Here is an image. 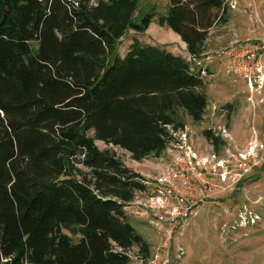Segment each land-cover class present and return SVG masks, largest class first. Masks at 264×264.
Masks as SVG:
<instances>
[{
	"label": "trees",
	"instance_id": "16d2710c",
	"mask_svg": "<svg viewBox=\"0 0 264 264\" xmlns=\"http://www.w3.org/2000/svg\"><path fill=\"white\" fill-rule=\"evenodd\" d=\"M167 1L162 20L194 57L228 22L226 0ZM134 10L135 0H0V264H132L133 247L150 257L125 211L145 179L85 132L136 161L159 157L185 116L202 121L207 97L190 60L137 42L115 52L153 17L134 23Z\"/></svg>",
	"mask_w": 264,
	"mask_h": 264
},
{
	"label": "rangeland",
	"instance_id": "374dc122",
	"mask_svg": "<svg viewBox=\"0 0 264 264\" xmlns=\"http://www.w3.org/2000/svg\"><path fill=\"white\" fill-rule=\"evenodd\" d=\"M225 7L228 22L209 30L204 41L196 47L198 57H194L162 20L168 8L167 0H135L131 16L134 23L139 24L147 14L153 17L143 31L127 29L115 49L123 57L134 42L156 46L190 60L201 69L207 97L205 114L199 123L185 116L184 128L199 155L215 153L221 159H227L232 153L235 158L254 142L264 145V71L262 82H258L255 65L245 55L247 50H255L264 64V0H226ZM223 129L226 133L222 137ZM204 130H211L225 144L216 151L203 135ZM85 136L98 150L115 154L145 181H152L163 173L164 164L170 159L165 151L159 157L136 161L118 146L96 140L92 131H86ZM263 153L258 154L262 159L249 173L199 209L181 236L172 235L168 239L148 219L136 214L139 208L133 200L130 208H125L128 222L149 243L150 255H159V264H264ZM76 168L86 171L81 165ZM71 173L75 171L71 169ZM63 233L73 241L78 239L69 230ZM130 251L138 253L136 247Z\"/></svg>",
	"mask_w": 264,
	"mask_h": 264
},
{
	"label": "built area",
	"instance_id": "2783aa9c",
	"mask_svg": "<svg viewBox=\"0 0 264 264\" xmlns=\"http://www.w3.org/2000/svg\"><path fill=\"white\" fill-rule=\"evenodd\" d=\"M245 55L255 65L256 79L262 82L264 64L255 50H247ZM225 133L223 129L220 135L223 137ZM171 134L172 140L165 149L170 159L164 164V172L152 181H145L146 190L136 195L133 203L139 208L136 214L148 219L168 239L172 235L181 236L199 209L249 173L262 159L258 154L264 152V145L254 142L235 158L234 153L227 159L215 153L201 156L194 150L187 128ZM127 256L132 264H159L157 254L147 260L131 251Z\"/></svg>",
	"mask_w": 264,
	"mask_h": 264
}]
</instances>
